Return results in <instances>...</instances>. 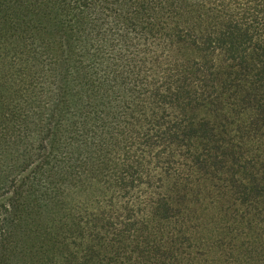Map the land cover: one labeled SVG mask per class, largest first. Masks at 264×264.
<instances>
[{"label":"trees","instance_id":"trees-1","mask_svg":"<svg viewBox=\"0 0 264 264\" xmlns=\"http://www.w3.org/2000/svg\"><path fill=\"white\" fill-rule=\"evenodd\" d=\"M44 1L0 0V264H23L27 217L84 262L96 242L133 235L161 206L168 213L174 149L210 126L196 128L189 111L202 97L199 78L223 113L222 97L243 91L218 89L221 58L254 73L264 96V0H119V24L100 18L94 0H64L86 23L68 29L61 59L51 46L24 43L59 45L58 20L43 11L58 0ZM176 45L190 49L191 63L172 53ZM209 212L190 218L211 221ZM256 230L245 257L230 253L226 264H264V219Z\"/></svg>","mask_w":264,"mask_h":264},{"label":"rangeland","instance_id":"rangeland-1","mask_svg":"<svg viewBox=\"0 0 264 264\" xmlns=\"http://www.w3.org/2000/svg\"><path fill=\"white\" fill-rule=\"evenodd\" d=\"M64 3L58 0L54 7L43 9L54 12L58 20V48L49 39L39 42V38L27 37L24 43L51 46L52 55L59 59L63 50L67 54L70 44H65V37L68 34L71 39L73 35L68 29L81 30L86 21L73 16L72 2ZM93 4L100 18L124 23L121 16L126 15L125 9L119 0H94ZM172 53L189 63L194 59L185 45H176ZM251 65L256 67L254 57ZM254 76L226 57L220 59L215 75L218 89H222L223 82L243 87L236 98L222 97L225 113L213 106L217 100H210L208 80L199 78L204 81L200 86L202 97L199 102L190 103L189 111L195 117L196 128L204 121L210 126L174 149L178 164L165 189L171 206L168 213L161 206L158 216L151 217L133 235L111 236L96 242L84 255V262L77 261L62 239L51 237L32 217H27L23 232L26 240L21 249L23 264H32L45 256H59L67 264H226L230 253L237 259L244 258L242 245L250 242V248L255 244L256 225L264 219V96ZM245 92L252 98L242 100ZM258 186L260 196L254 192ZM247 189L251 190L248 199ZM199 190L202 206L195 202ZM203 209L214 214L211 221L190 218V212Z\"/></svg>","mask_w":264,"mask_h":264}]
</instances>
